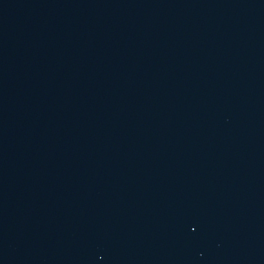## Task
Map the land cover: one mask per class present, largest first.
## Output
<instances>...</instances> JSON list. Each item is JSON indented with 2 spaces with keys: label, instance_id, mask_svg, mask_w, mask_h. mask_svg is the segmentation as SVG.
I'll return each mask as SVG.
<instances>
[{
  "label": "water",
  "instance_id": "1",
  "mask_svg": "<svg viewBox=\"0 0 264 264\" xmlns=\"http://www.w3.org/2000/svg\"><path fill=\"white\" fill-rule=\"evenodd\" d=\"M0 264H264V0H0Z\"/></svg>",
  "mask_w": 264,
  "mask_h": 264
}]
</instances>
